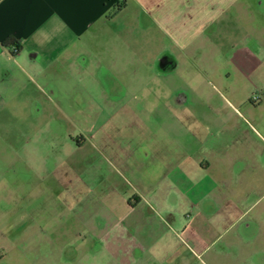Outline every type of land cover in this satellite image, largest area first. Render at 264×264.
I'll return each instance as SVG.
<instances>
[{
  "label": "crops",
  "instance_id": "1",
  "mask_svg": "<svg viewBox=\"0 0 264 264\" xmlns=\"http://www.w3.org/2000/svg\"><path fill=\"white\" fill-rule=\"evenodd\" d=\"M242 1L0 0V125L17 114L33 119L45 100L57 103L55 97L75 86L98 87L116 116L121 109H153L157 103L170 114L176 107L172 95L186 109L189 103L182 95L196 89L198 76L194 68L187 73L185 63L195 66L203 33L237 23L222 15L239 13ZM246 2L241 13L264 0ZM10 36L18 42L17 51L4 44ZM242 40L260 47L235 50L233 59L249 79L264 65V41ZM166 116L158 119L157 133L123 140L110 154L119 183L133 190L120 201L126 211L116 218L114 248L107 247L115 250L117 264H180L186 252L202 255L209 247L204 238L216 226L188 231L192 223L200 222L203 229L205 221L235 222L251 208L242 210L236 190L255 187L260 192L264 187L261 157L232 151L226 133L230 121L208 135L198 132L196 116ZM175 125L181 128L178 133H172ZM81 136L79 147L88 141Z\"/></svg>",
  "mask_w": 264,
  "mask_h": 264
},
{
  "label": "rangeland",
  "instance_id": "2",
  "mask_svg": "<svg viewBox=\"0 0 264 264\" xmlns=\"http://www.w3.org/2000/svg\"><path fill=\"white\" fill-rule=\"evenodd\" d=\"M245 2L237 5L239 13L222 15L236 24L203 33L197 68L185 63L186 72L194 68L198 76L196 89L182 95L189 103L186 111L172 95L176 107L170 114L157 103L153 109H121L116 116L98 87L75 86L55 97L58 104L45 100L42 113L33 119L17 114L0 125V264H117L115 250L107 247L114 248L116 218L126 211L120 201L133 190L119 183L110 154L123 140L157 133L158 119L167 114L174 119L196 116L198 132L208 135L230 121L226 133L231 134L232 151L249 152L252 159L258 155L264 162V65L249 80L233 59L244 46L252 52L260 48L242 39L264 41V3L255 7L246 2L241 13ZM171 129L178 133L181 128ZM81 135L88 141L79 147ZM250 166L246 163L254 170ZM235 195L238 204L244 203L242 210L251 206L249 213L235 222L205 221L203 229L193 222L188 231H210L211 225L216 231L204 238L209 247L202 255L186 252L180 264H264V187L260 192L241 187Z\"/></svg>",
  "mask_w": 264,
  "mask_h": 264
},
{
  "label": "trees",
  "instance_id": "3",
  "mask_svg": "<svg viewBox=\"0 0 264 264\" xmlns=\"http://www.w3.org/2000/svg\"><path fill=\"white\" fill-rule=\"evenodd\" d=\"M117 9H120V7H118ZM4 44L7 46H16L18 48V42L13 36H10L5 39Z\"/></svg>",
  "mask_w": 264,
  "mask_h": 264
},
{
  "label": "built area",
  "instance_id": "4",
  "mask_svg": "<svg viewBox=\"0 0 264 264\" xmlns=\"http://www.w3.org/2000/svg\"><path fill=\"white\" fill-rule=\"evenodd\" d=\"M13 50H14V51H17L18 48H17L16 46H13Z\"/></svg>",
  "mask_w": 264,
  "mask_h": 264
}]
</instances>
